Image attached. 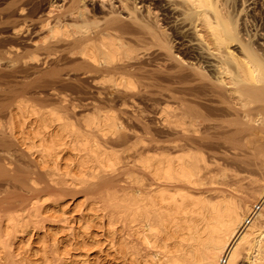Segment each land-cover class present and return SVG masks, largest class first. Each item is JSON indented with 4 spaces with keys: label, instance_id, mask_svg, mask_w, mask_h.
<instances>
[{
    "label": "bare ground",
    "instance_id": "obj_1",
    "mask_svg": "<svg viewBox=\"0 0 264 264\" xmlns=\"http://www.w3.org/2000/svg\"><path fill=\"white\" fill-rule=\"evenodd\" d=\"M253 1L0 0V171L20 149L45 188H104L110 248L130 264H264V25L240 17ZM26 9L29 48L12 39ZM30 195L0 212V264H69L59 233L85 243L103 218L81 212L67 233L55 201Z\"/></svg>",
    "mask_w": 264,
    "mask_h": 264
},
{
    "label": "rangeland",
    "instance_id": "obj_2",
    "mask_svg": "<svg viewBox=\"0 0 264 264\" xmlns=\"http://www.w3.org/2000/svg\"><path fill=\"white\" fill-rule=\"evenodd\" d=\"M238 1H239L238 2L239 4L242 3L241 2L242 0H238ZM254 1L252 3H255V4H251L250 3V5H249V3H248L249 1L244 3L246 5L243 8V10L241 11L240 17H241V19L245 18L244 20H246L245 22H247V23L252 21V19L254 17H256L257 19L259 18V19L262 20L263 25H264V3L262 2V0H254ZM243 2H244V0H243ZM247 5H248V8L246 7ZM239 7H240V5H239ZM24 11L21 13L23 17L20 15V18H25L24 19L25 22L23 24L24 28L21 30L23 32H21V31H20V33L16 32L17 35L16 34L12 35V39L15 38L14 39L15 42L16 41H17V43L21 42L20 45L22 44V45H25V47L27 46V48H29V37H28L29 36V31H28L29 30V11L27 9L24 10ZM27 16H28V18H27ZM26 19H28V20H26ZM27 31H28V33H27ZM21 36H23V37L21 38ZM36 39H38V38H36ZM4 61H5L4 59H0V66L4 64ZM74 74H75L74 76H76L77 73H74ZM24 80L27 83L29 82V81H27V80H29V78H24ZM24 80H22V81H24ZM32 83L30 85H33V86H30L29 83L27 85V87L30 86V88H27V91L29 92L27 94H29V95L31 94L30 97H32V98L35 97V96L36 97L39 96L38 97L39 99L44 100L43 96L46 95V94H44L45 93V89L43 87H41V86H43V84H45V82L43 83L41 81L40 82L38 81L37 83H33V84ZM34 84H35V86H34ZM37 84L39 86H37ZM40 84H41V86H40ZM39 90H43V93L42 94H38V96H37L36 91H39ZM33 94H36V95H33ZM75 97H73V95H72L70 97L72 99H70V98L69 99L74 101V102H76L77 99H79V98H77V97L75 98ZM49 98H51V97H47L46 99H49ZM135 99H136L135 100L136 102L134 104L135 107L143 108V106H144V108L146 107V109H149L148 105H147L148 106L147 107V106H145L146 104H143L141 97L137 96V97H135ZM44 102L50 103V100H46ZM127 109H130V108L127 107ZM77 110H79V109H77ZM0 114L2 115V116L0 115V117H4L3 113L0 112ZM149 117L153 118V119L150 118L151 121H153V120L155 121L156 120L155 119L156 118L155 115H150ZM14 150L15 149L13 148V151ZM18 151L20 153L15 151V155L17 157V158H15V161H17V162L15 163L13 172H12V170H11V172L10 171H6V172H1L0 171V212L1 213H5L4 211H12V209L15 211L17 208H20V206L22 207L21 202L23 201V199L25 200V199L29 198L31 196L30 194H32L33 196H35V195L37 196L38 193H39V195H45V193H46L45 196H46L47 199H49L51 201H55V202L51 203L54 206V213H53L54 216H55L54 220L55 221H59V219H60L59 217H62V212L63 211L65 212L64 213L65 215H63V216L64 217H69L66 222H63V224H60V223H57L56 225L52 224V225H55L54 228L60 227V228H62V230H65V231L67 230L68 231L71 228H76L77 229V228L84 227L82 225L83 222H80L79 219H78L81 216V212L83 214H86L87 217H88V215L91 212H93V214H97L98 217H102L103 218L101 222H96L95 224H91L90 225L92 234L90 235L89 238L85 239V241H86L85 243H82V239L81 238L70 239L69 235L68 236L65 235V232H60L59 233V241L61 242V244L67 245V247L65 249H67L68 252H69V255L67 257V262H69V264H130L129 260L127 261V258H125V260L120 258L115 253L114 249L110 248V246H111L110 244H112L111 243L112 241H110L109 236H107V234L105 233L106 232L105 229L107 228V224H106L105 219H104L105 215L103 214V210L101 209L102 201L100 200V198L103 195V192L105 191V189L104 188H100L99 190H101L100 191L101 193L99 192L97 194L96 192H93V191H92V193H91V191L88 192L87 189L73 191L71 188L65 187V186H61V185H59V187H58V185H56L55 187H57V188L56 189H52L51 187L54 186V185H47V187H46V188H48V190H47L45 188V186L47 184V182L45 181L46 179L40 177L42 173H40V171L37 172L35 169H33L32 162H30V160L28 159V156H26L25 154H24V156L21 155V150L20 149ZM25 156H26V158L28 160H26ZM22 160H23V162H22ZM17 163H18V165H17ZM16 165H17V167H16ZM21 168H23V169H21ZM24 174H26V175H24ZM27 176H29L30 178L37 179V181H38L37 188L33 187L32 184H30L31 187L30 186L28 187L27 184H29L28 182H30V178L27 177ZM7 182L9 183V186H8ZM120 184H122V182ZM4 185H6L7 187H5ZM49 186H51V187H49ZM202 187H204V186H201V188ZM94 188H95V186H94ZM18 189H20L21 191L18 190ZM42 189H44V190H42ZM15 195L16 196L18 195L17 198H16ZM21 196L25 197V198H22V200H21ZM5 197L8 198V199H5ZM1 200H2V202H1ZM86 201H88V202L91 201V203H93L92 206L94 208H96L97 210L94 209V208H93V211L88 210L87 207L85 206V203L83 204V206H80L81 209H73L75 204H77V203L80 204L81 202H86ZM8 202H10V203L8 204ZM4 206H5V208H4ZM115 227L117 228V231H116V233L114 234L113 237L115 239L116 238L118 239V237H119V239L120 238L122 239L123 237H125V235L124 236L122 235V234H124V233H122L124 231L122 225L117 224ZM48 244H50L49 239L46 240V245H48ZM70 244H72V245H70ZM100 245L103 248L102 251H99V246ZM84 259H87V261H84ZM142 261H141V263H136V264H145L144 262L142 263ZM58 263H59V260L55 261V262H52L50 264H58Z\"/></svg>",
    "mask_w": 264,
    "mask_h": 264
}]
</instances>
